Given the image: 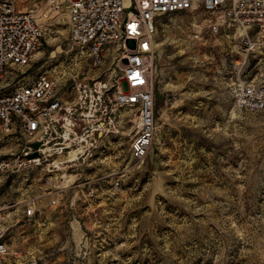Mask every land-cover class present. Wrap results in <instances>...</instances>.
<instances>
[{
  "label": "rangeland",
  "instance_id": "374dc122",
  "mask_svg": "<svg viewBox=\"0 0 264 264\" xmlns=\"http://www.w3.org/2000/svg\"><path fill=\"white\" fill-rule=\"evenodd\" d=\"M15 2L44 36L30 63L10 70L7 88L47 75L72 102L81 83L114 77L117 45L96 67L88 48L72 43L63 5ZM209 19L202 10L159 19L155 131L143 159L131 155L137 112L129 106L75 112L84 140L69 156L26 160L27 139L0 132V156L23 160L0 174L12 248L41 264H264V109L233 101L239 78L264 80V48L235 53L238 30L214 33Z\"/></svg>",
  "mask_w": 264,
  "mask_h": 264
},
{
  "label": "built area",
  "instance_id": "2783aa9c",
  "mask_svg": "<svg viewBox=\"0 0 264 264\" xmlns=\"http://www.w3.org/2000/svg\"><path fill=\"white\" fill-rule=\"evenodd\" d=\"M16 0H0V132L18 131L26 139L24 159L68 156L82 148L83 136L76 128L74 113L97 114L98 104L129 106L137 112V131L131 141V155L143 159L155 131L153 69L156 61L155 35L163 15L202 10L210 16L208 28L214 33L236 28L233 51L248 57L264 48V0H48L58 11L68 14L72 43L88 48L91 62L101 66L110 49L115 74L110 81L83 82L72 102L60 97L56 81L40 75L14 89L6 81L14 66L30 63L41 44L44 30L37 17L20 9ZM83 90V91H82ZM234 106L252 112L264 109V80L240 79L233 87ZM39 143L34 148L32 143ZM49 143H53L48 147ZM93 144V143H92ZM53 150L50 153V150ZM37 152L38 157L32 154ZM71 160V159H70ZM73 160V159H72ZM23 160L0 156V174L15 170ZM119 181L114 182L118 188ZM35 215L28 208L25 216ZM0 264H41L36 256L26 257L7 240L4 217L0 212Z\"/></svg>",
  "mask_w": 264,
  "mask_h": 264
},
{
  "label": "water",
  "instance_id": "95a60500",
  "mask_svg": "<svg viewBox=\"0 0 264 264\" xmlns=\"http://www.w3.org/2000/svg\"><path fill=\"white\" fill-rule=\"evenodd\" d=\"M39 143H37V142H35V143H32V146L34 147V148H38L39 147ZM38 153L37 152H34L33 154H32V156L33 157H38Z\"/></svg>",
  "mask_w": 264,
  "mask_h": 264
},
{
  "label": "crops",
  "instance_id": "0c3cea01",
  "mask_svg": "<svg viewBox=\"0 0 264 264\" xmlns=\"http://www.w3.org/2000/svg\"><path fill=\"white\" fill-rule=\"evenodd\" d=\"M76 153V151L73 153V154H75ZM66 191V190H65Z\"/></svg>",
  "mask_w": 264,
  "mask_h": 264
},
{
  "label": "bare ground",
  "instance_id": "6f19581e",
  "mask_svg": "<svg viewBox=\"0 0 264 264\" xmlns=\"http://www.w3.org/2000/svg\"><path fill=\"white\" fill-rule=\"evenodd\" d=\"M67 15V14H66ZM68 16V15H67Z\"/></svg>",
  "mask_w": 264,
  "mask_h": 264
}]
</instances>
